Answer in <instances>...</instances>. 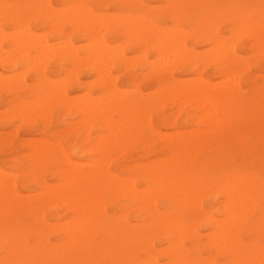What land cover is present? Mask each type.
Returning a JSON list of instances; mask_svg holds the SVG:
<instances>
[{
	"label": "bare ground",
	"instance_id": "1",
	"mask_svg": "<svg viewBox=\"0 0 264 264\" xmlns=\"http://www.w3.org/2000/svg\"><path fill=\"white\" fill-rule=\"evenodd\" d=\"M144 1L118 0L108 14L111 0H0V126L12 127L0 152L23 188L0 166V264H264V207L252 215L263 184L240 171L264 154L252 139H264V95L250 81L246 90L221 84L248 69L237 47L264 66V0H164L165 14ZM226 21L236 44L219 34ZM200 44L212 51L203 63ZM209 67L227 78L200 77ZM188 70L200 76L182 84L175 71ZM125 71L122 82L163 86L149 96L123 91ZM84 73L99 96L68 95L66 83ZM153 113L159 124L182 116L191 130L159 133ZM62 136L84 163L66 157ZM129 147L137 154L112 165Z\"/></svg>",
	"mask_w": 264,
	"mask_h": 264
},
{
	"label": "rangeland",
	"instance_id": "2",
	"mask_svg": "<svg viewBox=\"0 0 264 264\" xmlns=\"http://www.w3.org/2000/svg\"><path fill=\"white\" fill-rule=\"evenodd\" d=\"M7 1H10V0H7ZM118 0H111V2L109 3V8H108V14H114L116 13L115 11V8L118 7V3H117ZM145 4L153 7V8H156L154 9L153 11H156L157 9H160L162 11V13H168V6H169V3L167 1H164V0H151L149 2H147L146 0L144 1ZM112 3V5H111ZM121 6H123V2L119 3ZM153 5V6H152ZM163 5V6H162ZM166 5V6H164ZM199 5V4H198ZM54 7L55 8H62L61 5H55L54 4ZM163 8V9H162ZM263 9H264V5H263ZM31 27L36 31V32H39L40 31V24L36 23V24H32ZM231 29V23L226 21V22H223L219 25L218 27V31H219V34L223 37H221L224 42L227 41V43L231 44H236L237 41H238V35H233V32ZM232 32V33H231ZM255 31H249L247 33H245L243 36H242V40L243 41H252V39L254 37H252V35H255L256 33H254ZM229 34L231 36H229ZM248 36V37H247ZM251 36V37H250ZM233 37H234V40H233ZM237 38V39H236ZM233 40V41H232ZM210 47L208 46H205L203 44H200L198 46H196V53L202 55L201 56V62L203 63V61L209 57L210 55V52H212L210 50L209 52V49H208V53L206 56L204 53L201 52V50H203V52H205V50ZM200 51V52H199ZM237 54H238V57L244 61V64H246V66H248V69L246 71V73H240V74H237L236 76L235 75H228V80L230 81H227L225 79V77L227 78V76L225 77H220L218 75H211L210 74V71H211V68L213 66L210 65L209 68H207L206 70H204V72L200 75H198L196 72H193L191 70H188V71H175V77L178 81H184L187 80V79H190V78H195L194 79H191V80H194L196 82V80H198L197 78L200 76L202 78H207L210 82H221V80L223 81L225 79V82H222L221 84H225L226 86H231L232 83L233 85H239L243 90H246L247 88L246 87V84L245 82H251L253 83V85H256V86H259L262 88V90L260 91V93H257L256 96H260V95H264V66H262V63L257 61L256 60V57L250 53V52H240L238 50V47H237ZM207 53V50L206 52ZM256 54V53H255ZM127 58L130 59V62H132V64H135L136 65V68H138V73H144L145 71H142V69H140L142 67V64L141 62L139 61L138 59V56L134 53V52H128L126 54ZM131 58H133V61L131 60ZM154 61V58L153 57H149V61ZM204 59V60H203ZM136 63H135V62ZM134 62V63H133ZM139 63V64H138ZM250 63V64H249ZM254 63V64H253ZM236 64V63H235ZM237 67H240L241 65L238 66V64L236 65ZM210 69V70H209ZM7 76L10 75V73H5ZM115 74V72H114ZM197 74V75H196ZM255 74V75H254ZM126 71L125 72H120L119 75H118V78H117V81L116 84L117 86L123 90V91H135L136 89H138V91H140L142 94H146L147 96L151 95L152 92H155V89L156 91H158L163 85H160V84H157L156 82H148V80H140V78H138V80L136 82H122L123 80L125 81L126 79ZM260 75V76H259ZM79 79L82 83L79 82V84L75 83L74 82H68L66 83V86H65V90L68 92V95L69 96H75L76 94H83V93H86V96L84 99H92L89 97H87V95H91V97L93 96H99V94H101L103 92V88L102 86L100 85L99 82H93L95 79L94 76L88 74V73H84V74H79ZM91 76V77H90ZM198 76V77H196ZM233 76V77H232ZM256 76V77H255ZM234 80H232V78ZM238 77V79L236 78ZM222 78V79H221ZM224 78V79H223ZM221 79V80H220ZM92 80V82L90 81ZM186 83V81L184 82H181L182 84H189L190 81ZM242 80V81H241ZM84 81V82H83ZM88 84H87V82ZM188 81V80H187ZM227 81V82H226ZM86 82V83H85ZM192 82V81H191ZM230 84H229V83ZM61 83H64V82H61ZM180 83V82H179ZM74 84V85H73ZM93 84V85H92ZM65 84H62V86H64ZM80 85V86H79ZM85 85V86H84ZM78 86V87H77ZM88 86V87H87ZM86 87V88H85ZM91 87V88H90ZM81 88V89H80ZM125 89V90H124ZM129 89V90H128ZM150 91V92H149ZM147 92V93H146ZM149 94V95H148ZM153 94V93H152ZM78 95V96H79ZM77 96V95H76ZM95 98V97H93ZM171 107L169 106V104L166 106L165 108V111H166V114L168 113H174L175 112V109L172 111L170 110ZM4 110L3 108H0V111ZM152 118V119H151ZM183 118L182 116H179V118L177 116H171L170 118H168L164 123H160L157 121L154 113L150 115V121H151V124L152 126L155 128V130L159 133H168L170 135H178V134H185L187 131L191 130V127L190 125L186 124V123H183L181 122V119ZM76 121L74 122H77L79 120V118H76L74 119ZM174 121H177V123H175L174 125H170L172 122ZM262 123L264 124V118L261 120ZM57 130H62L64 128V125H62L60 122H57ZM11 126H4V127H1L0 126V134H2V138L5 137V135L7 133H9L12 129ZM82 129L81 126H76L74 127V131L76 132H80ZM20 130V131H19ZM187 130V131H186ZM181 131V133H180ZM7 132V133H6ZM17 134L18 136L21 138H25L26 136H24L23 134V127L18 129L17 131ZM32 137H35V136H32ZM64 137L62 136V139ZM253 141H257L259 144H263L264 145V139L261 141L260 138L254 134L253 135ZM62 143V149L64 151V153L66 154V157L72 161H74L76 164H80V163H84L85 162V157H79L76 153V151L70 149L66 142H65V139H63L61 141ZM238 146H239V142L238 140H235L231 145H230V149H231V152L233 154L236 155V162H239V149H238ZM159 149V148H157ZM16 150H20L19 148H16ZM133 150V151H132ZM258 150H260V148L258 147ZM135 148L134 147H129V148H126L124 151H122V153L120 155H118L112 162V165L114 164H117L118 162L120 161H123L125 157L127 156H130V155H136L137 153L135 152ZM160 157L162 158H166L167 155H165L164 151H160ZM83 155V154H82ZM138 158V157H137ZM116 161V162H114ZM7 165V166H6ZM257 165V167H256ZM0 166L4 169V172L6 174H8V179L9 178H13L15 179L17 182H16V186L19 190L23 191V188L22 186L20 185L19 183V179L17 178V172L14 168H11L12 166V163L9 161V158L3 154V152H0ZM4 166V167H3ZM11 170V171H10ZM240 171H245V172H253L255 173V175L258 177V179L262 182L263 184V190H264V154L261 155L259 158L256 159L255 161V165L253 167V169H250L248 166L246 168H244V170H240ZM15 174V175H14ZM14 175V176H13ZM120 177H122L121 174H119ZM18 179V180H17ZM50 183H53L52 180H50ZM263 197H264V192H263ZM207 201H209V203L211 204V208L210 207H206L207 206ZM203 206H204V209L207 211V210H212L214 207H215V204L213 203L212 201V198H210L209 200H204L203 201ZM264 207V201L261 202L257 208V210H254L253 211V217L254 218H258L259 217V210ZM210 208V209H209ZM163 210V209H162ZM220 219L224 218V217H218ZM263 227V228H262ZM261 227V231L264 233V226ZM200 229V232L205 234L206 232L203 231L201 229V227L199 228ZM249 232V231H248ZM247 232V233H248ZM243 237H245V235H243ZM257 241L259 244H261L262 241L260 239V236L257 237ZM139 258H143L142 255H139ZM165 261H163L164 263Z\"/></svg>",
	"mask_w": 264,
	"mask_h": 264
}]
</instances>
